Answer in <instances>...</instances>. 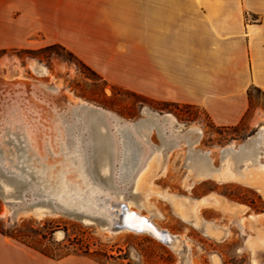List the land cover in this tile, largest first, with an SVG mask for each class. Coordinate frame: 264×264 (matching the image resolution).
I'll use <instances>...</instances> for the list:
<instances>
[{"label": "rangeland", "instance_id": "374dc122", "mask_svg": "<svg viewBox=\"0 0 264 264\" xmlns=\"http://www.w3.org/2000/svg\"><path fill=\"white\" fill-rule=\"evenodd\" d=\"M106 38L87 37L84 47H103ZM33 91L61 125L64 139H57L51 155L59 157L55 165L62 172L68 167L74 178L79 177L75 157H68L79 144L94 179L129 199L138 196L132 183L139 169L156 160L150 182L151 218L176 240L169 246L147 233L109 232L95 221L31 199H46L35 187L28 185L30 195L21 191L19 197L20 189L13 184L6 185L7 195L0 191V232L55 258L84 255L97 264H179L181 259L184 264H264V120L215 125L198 107L152 101L113 84L56 43L0 48V137L9 131L6 105L16 99L27 108ZM250 92L262 96L257 90ZM76 100L99 110L72 109ZM123 121L133 123L144 139L147 151L141 164H136L138 149L132 154V138L126 142L118 135ZM1 139L0 146L11 152V141ZM127 158L134 171L129 182L123 164H128ZM4 161V168L13 167L8 158ZM146 190L138 187L141 196ZM139 211L147 213L144 208Z\"/></svg>", "mask_w": 264, "mask_h": 264}, {"label": "crops", "instance_id": "0c3cea01", "mask_svg": "<svg viewBox=\"0 0 264 264\" xmlns=\"http://www.w3.org/2000/svg\"><path fill=\"white\" fill-rule=\"evenodd\" d=\"M92 36L103 47H84ZM56 43L113 84L198 107L215 125L264 120V0H0L1 49ZM0 264L97 263L0 232Z\"/></svg>", "mask_w": 264, "mask_h": 264}, {"label": "bare ground", "instance_id": "6f19581e", "mask_svg": "<svg viewBox=\"0 0 264 264\" xmlns=\"http://www.w3.org/2000/svg\"><path fill=\"white\" fill-rule=\"evenodd\" d=\"M35 89L37 88L35 87ZM31 96L34 98L32 97V100L28 101L27 108L20 107V104L17 103L18 101L16 99L12 101L11 105H6L8 113L6 117L4 116V119H7V129H9V131L7 133L6 131L2 132L0 141H2L1 138H3V140L5 138L8 141L10 140V151L12 153L7 152L8 148L0 146V165H3L2 168H4L6 166L4 160L8 158L13 167H8V170L4 168V171H8L19 178L30 180L31 183L29 186L35 187V190L38 193L45 194L43 196L46 197V199L48 198V200H52L55 203L59 201V205L57 204V206H55L56 208L74 210L92 216L105 217L110 224L116 218L114 210H117L119 203L123 202L127 211H135V213L138 215H142L150 220L158 230L166 231V235L173 238L170 244L166 243V245L171 246L176 240L175 235H173L167 229L161 228L159 225L157 226V224L151 218V216L154 215V211L152 210L154 209V202H152L149 197L151 191L153 190L150 182L153 178L151 176V172L155 169L156 160L146 162L145 165L139 169V172L136 174L132 183V191L134 194H138V196L136 197L134 195L136 198L132 197L129 199H126V197H121L119 194H117V192L112 189V185L109 187L94 179L95 176L91 175L87 171L85 158L79 144H75L73 150H71V154L68 156L69 158L75 157V164L79 167V169H77L79 172V175L77 176L79 177L74 178L75 174L71 172L70 168L68 167L62 172V167L58 168V166L56 167L55 165L56 161L60 160L59 157H53L51 155L54 153V151H56L53 146L57 145V139L59 141L64 139L63 133L61 132V125L59 122L56 123L57 117H55L54 112L49 110V105L48 107L44 106L43 103H46L44 99L42 101L35 99L38 97L35 91L32 92ZM85 106H87L89 110H99L98 107L92 106L88 102L82 100L73 101L71 108H81ZM26 110H29V113H26ZM164 116H167V114ZM119 123L120 126L117 128V131L119 130L118 135L123 137L124 141L126 142L132 138V141L130 140L132 143L131 147H133L132 154L135 153V149H138L136 154L141 153V156H139L140 159L136 163L138 165L147 151V148H145L146 146H144V139L140 134H138L133 123L124 121L123 123ZM194 129L198 130L197 127L191 128V130ZM18 132H21L20 134L22 140L20 137H18ZM52 135H55V137L53 138ZM22 142L25 143L22 144ZM65 149H67V147ZM130 158L125 160L128 162V164L125 162L123 163L124 167L127 168L126 175H129L128 177H125L127 182H129L134 173V171L132 172V168L130 166V163H132ZM133 159L134 158L132 157V160ZM107 162L108 161L106 160L104 165H106ZM53 165L54 168L52 167ZM59 166L62 165L59 164ZM66 166L67 165L65 164V167ZM106 169L107 167L104 168V170ZM204 169L201 170V172L206 171V169ZM165 170L166 165L163 166V173ZM122 173H124V170ZM103 175L105 177L107 176L106 171H104ZM120 178H122V174ZM138 187L145 189L147 188V192H145L144 196H141L140 192L138 191ZM114 188L117 187L114 186ZM142 191L144 190L142 189L141 192ZM133 205L136 207H132ZM141 208L146 209L147 213L140 212L139 210ZM135 228L145 229L146 226L138 221ZM104 229L109 231L107 227ZM125 230L135 233H147L150 235L148 231H134L127 228H122L119 231ZM180 261L182 262V259Z\"/></svg>", "mask_w": 264, "mask_h": 264}, {"label": "water", "instance_id": "95a60500", "mask_svg": "<svg viewBox=\"0 0 264 264\" xmlns=\"http://www.w3.org/2000/svg\"><path fill=\"white\" fill-rule=\"evenodd\" d=\"M0 153H1V149H0ZM30 183H31L30 180H25V179L19 178L15 175L11 174L8 171L7 172L4 171L0 167V191L2 192L3 195L8 194L7 193L8 189L6 188L7 184H13V185L19 187V189H20V192L18 194L19 197L22 196L21 191L26 192L24 195H26V194L30 195V192L28 190V185H30ZM31 197H32L31 199H38V202L41 201L43 203H47L48 205H50L51 210L56 209V210L65 212L69 215H73L75 217H78V218L86 220V221H95L99 225H101V227H103V228L107 227V229L110 232H115V231H119L122 228H127V229H131L134 231H148V233H150V235L152 237H154L155 239H157L158 241H160L164 244H166V243L170 244L173 240L172 237H169L166 235V231L158 230L155 227V225L150 220H148L146 217H144L142 215H138L133 210L127 211L126 206L123 202L119 203L117 210H114V213L116 214V218L110 224L109 221L105 217L92 216V215H88V214L78 212V211H74V210L58 209L55 207V204L48 199H45L43 197H36V196H34V197L31 196ZM28 198H30V196ZM133 219H136V220H133ZM138 221H140L143 225H145L146 228L145 229L135 228L137 226ZM180 264H184V263L181 262Z\"/></svg>", "mask_w": 264, "mask_h": 264}]
</instances>
